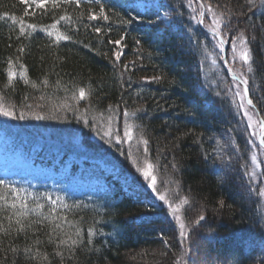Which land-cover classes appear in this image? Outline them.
I'll list each match as a JSON object with an SVG mask.
<instances>
[{"label":"trees","instance_id":"1","mask_svg":"<svg viewBox=\"0 0 264 264\" xmlns=\"http://www.w3.org/2000/svg\"><path fill=\"white\" fill-rule=\"evenodd\" d=\"M98 2L106 3L108 21L87 19L90 8L99 11L98 3L89 5L87 0H81L79 8L63 0L53 8L49 0L47 12L33 6L27 9L28 16H24L23 0H0V96L6 106L15 105L16 111L28 117L10 118L17 128H0V151L19 164L73 174L99 190L94 200H78L55 211L44 209L43 216L32 213L29 220L43 222L27 228L26 236L15 235V225L12 234L0 232V264H264L260 197L243 173L250 168L251 154L263 147L257 141L256 127L244 124L235 114L230 99V89L236 90L230 84L234 81L216 39L191 19L195 13L186 0L163 1L182 14H172V25L150 23L156 20V11L142 13L132 4L134 0ZM207 2L230 21L228 36L243 32L248 37L253 68L248 73V98L255 108L249 107L264 120V5L260 0L255 5L249 0ZM138 13L141 18L130 25L121 23L122 18ZM61 15L70 16L71 23L61 21L57 28L72 40L56 45L41 28ZM11 16L36 24L37 30L26 29L25 36H20L18 25L7 18ZM96 26L101 27L100 33L93 30ZM123 33H127L123 55L114 63V46L109 41ZM21 47L23 52L18 51ZM205 49H214L215 59ZM9 57L17 61L14 71L18 73L11 82L6 76ZM153 76L163 79H144ZM79 87L85 88L86 98L73 100V91ZM138 108L143 110L130 122L142 126L149 140L148 162L154 165L157 187L172 203L187 197L189 202L181 209L187 224L205 216L192 231L189 254L183 261L184 245L167 204L150 188L133 183L143 161L133 165L132 159L138 151L142 153L143 145L136 143L131 151L119 147L120 143L110 145L96 134L97 128L103 130L104 121L96 119L101 114L116 115V126L122 129L123 112ZM37 114L45 119H35ZM137 139L134 128L133 142ZM90 157L113 161L130 180L124 184L97 171ZM236 180L248 199L239 192ZM8 215L11 209L0 211L5 228ZM56 224L61 227L54 233ZM89 227L96 230L94 237L87 235ZM77 228L83 230L86 246L69 250L47 243L50 234L53 240L75 238ZM13 247H31L32 259L23 251L14 254Z\"/></svg>","mask_w":264,"mask_h":264},{"label":"snow or ice","instance_id":"2","mask_svg":"<svg viewBox=\"0 0 264 264\" xmlns=\"http://www.w3.org/2000/svg\"><path fill=\"white\" fill-rule=\"evenodd\" d=\"M53 8L60 7L61 0H50ZM75 3L76 7L79 8L81 6V0H63L64 4H70ZM23 3L26 5V10L24 12V16H28L29 12L27 11L28 8H31L35 6L38 9H41L45 12L48 11L46 8V5L49 3V0H23ZM87 3L89 5L98 3V9L97 12L94 8H90L87 19L90 21L94 20H104L108 21L110 19V16L108 14V11L106 10L107 6L104 2H98V0H87ZM250 4L255 5V0H249ZM261 5H264V0H260ZM188 6L191 8V11L195 13L191 17L192 20H194L198 25H204L205 28H207L213 37L216 39L217 46L220 49L221 53L224 51L225 45L229 43L228 40V33L231 31L230 21L225 20V13L218 12L216 9H214L213 5L210 2H207V0H200L199 3V10L197 8L192 7V0H188ZM147 7V6H145ZM156 8L155 16L156 20L150 21V23H160V22H167L170 25L175 24V21L173 20L172 14H175L177 17L182 15L181 13L177 12L175 8H172L171 5H165L164 3H159L154 5ZM168 7L171 9V13L169 11L161 12L159 9ZM209 14L211 17V23L205 24V15ZM81 16H83V13H81ZM10 19L14 25H18V31L20 36H25L26 29H31L33 32L37 30L36 24H26L23 19H17L15 16L7 17ZM141 18L140 14L136 17L121 19L122 24L130 25L133 23V20ZM61 21H64L65 23H71V17L67 15H61L59 19H56L51 25L45 26L41 28V31L45 32L49 38H51L52 43L59 45L61 41H70L72 40V36L66 35L63 32H61L57 26L61 23ZM224 29H227V31H223ZM96 33H100L102 31L101 27L96 26L93 29ZM188 31L190 32L191 29L189 28ZM127 33H123L119 39L116 40H110L109 43L112 44L113 51L112 56L114 58L113 62H119L121 59V56L123 55L122 51V41L126 38ZM19 39V37H17ZM237 41L239 43H237ZM136 43L139 45L141 42L139 40L136 41ZM232 56L231 60L233 62L236 61L237 57H239V60H241L244 64H247V72L252 73L253 68L251 66V59L249 52V46H248V37L244 35L243 32H239L238 34H233L231 44H230ZM19 52H23L24 48L21 47L18 49ZM222 58V57H221ZM215 62V61H213ZM7 70H6V76L11 82L12 80L17 78L18 73L14 71V67L16 66L17 61H14L11 57L7 60ZM226 64H228V70L231 72L233 81L235 83V92L233 93V97H239V102L236 104L238 109L244 110V116L248 118V121L250 122L249 126H251V121L253 120V116L251 112L249 111V106L251 108H255V105L253 104L252 99L248 98L249 93V79L248 76L244 72L240 71H233L232 66L229 63V61H225ZM20 69L26 71L23 64L19 65ZM124 69L128 68V65H123ZM25 84H28L30 81L26 76L22 77ZM144 79L148 82H160L163 77L161 76H153V77H144ZM48 81L45 79L44 84H47ZM57 85L59 86V83L57 82ZM36 85L33 84V87ZM75 87V86H74ZM219 95V93H217ZM86 98V92L84 87H79L78 92L73 91L72 99L73 100H84ZM4 98L3 96H0V116L8 117L15 120H25L28 117H26L24 111H16L15 105H8L6 106L3 102ZM25 107L30 108V105H25ZM65 108H73L71 105H64ZM143 109L138 108L134 111L129 112L128 110H125L123 112V122H122V129H118L116 126V115H110L108 117H104L103 114H101L100 117L96 118L98 120H103V130L100 128H97L96 134L100 137L101 140H104L106 143L112 145L117 143H122L124 141L131 142L133 140L134 135V128L136 129V135L138 137L137 139V145L142 144L143 149L142 153L138 151V154L135 158L132 159V164L137 165L139 161H143L142 167L136 168L137 176H133V183L136 184L137 188L140 187H147L150 188L152 193H155V195L159 198L160 201H163L165 204H167L168 209L170 210V214L173 217V222L175 224H178V237L180 242L184 245V252L181 254V260H184V257L188 256L189 249L191 246V235L193 229L200 224L201 221L205 220V216L201 214L198 219L192 221V223L189 225L185 222V219L182 218L180 215L181 212V205H187L188 199L187 197L183 198L179 204H175L172 202H169L168 199H166V196L163 191L160 190V188L157 187V176L153 172L154 165L150 162H148V154H149V140L144 137V132L142 126L134 125L130 122V119H134L137 117V113L141 112ZM87 111V110H86ZM35 119L41 120L45 119V117L37 114L34 116ZM87 123V121H84ZM260 124L261 132H260V144L264 145V120H261L258 122ZM255 135V133H253ZM119 150V149H118ZM123 154V153H122ZM129 156L132 155L131 152L128 153ZM251 161L254 166L258 167L260 164L264 163V161H258L257 156L253 154L251 156ZM257 176V173L255 170L252 171L251 177L255 178ZM251 183V179H250ZM0 189H3V192H0V211H5L7 209H11V215H8L6 217V220L8 222V227L5 228L4 224L0 222V232L5 234H12L13 233V225H15V235H19L20 233H24L25 236L27 235V228L31 227L33 224H38L43 221H32L29 220V217L32 213H36L39 216H43V209L44 205L40 203H35L34 207H31L28 203V195L22 194V190L12 185L9 181L6 180H0ZM47 195V194H46ZM257 195L259 197H264V188H260ZM60 197H56L55 199L52 198L51 195H47V200L50 201L51 205L53 206V211H55V206L57 203L60 202ZM221 207H224V201L221 200L219 202ZM67 207V205H65ZM44 219H48V217H44ZM66 219V218H64ZM61 227L60 224H56L53 232L55 233L56 229H59ZM83 230L80 228L76 229L75 232V238L72 236H68L65 238H60L57 236L56 240H53L51 237V234L49 236V240L47 243H55L57 246L64 245L69 250L77 248L79 245L84 244L86 246V242L84 239V235L82 234ZM96 230L92 227H89L87 229V235L90 237H94L96 235ZM91 241H87V243H90ZM167 242V241H165ZM39 243V241H37ZM11 251L15 254L18 251H23V253L26 255L28 260L32 259V248L31 247H24L22 250H18L17 248L13 247L11 248ZM57 255H62V253L57 252ZM44 259L47 260L48 257L44 256Z\"/></svg>","mask_w":264,"mask_h":264},{"label":"rangeland","instance_id":"3","mask_svg":"<svg viewBox=\"0 0 264 264\" xmlns=\"http://www.w3.org/2000/svg\"><path fill=\"white\" fill-rule=\"evenodd\" d=\"M163 1L164 0H135L133 5L136 6L138 8V10H140L141 12H145V11L151 12L152 10L156 11V8L154 7V5L159 4V3L166 4ZM185 4L188 5V0H186ZM198 5L199 4L196 1L192 0V7L193 8H198ZM145 6H147V7H145ZM159 11L161 12V14H163V12L167 11V8H165V9L161 8V9H159ZM206 16H207L206 17L207 20H205V24H210L211 23V17L209 14H206ZM204 19H205V17H204ZM227 38L229 40V43L225 45L224 51L222 53H220V57H222L221 59L223 61H226V58H228V56H229V61H230V64L232 66V70L244 72L248 76V72H247L248 65L247 64H244L241 60H239V57H237L235 62H233L231 60L232 52H231L230 44H231L232 38H231V36H228ZM237 43H239V42L237 41ZM216 47L220 51V49L217 46V42H216ZM205 52L207 54H209L210 56H212L213 59H215L216 56H215L214 49L213 50L205 49ZM217 56H219V55H217ZM250 56H251V54H250ZM226 68L228 69L227 64H226ZM230 84H231V88L235 87L233 82H231ZM233 91H234L233 89H230V94H231L230 99L234 103L233 109L235 110V114L237 115V117H240L243 120L244 124L245 123L250 124V122L248 121V118L246 116H244V110L237 108L236 104L239 102V98L233 97V93H234ZM249 111L251 112V114L253 116V120L251 121V126L256 127L255 131L257 132V130L260 128V126H259L260 124L258 123L260 118L256 114V112L253 109H251L250 107H249ZM1 122H4L5 124H8V125L12 124V123H10V118L4 117V116H0V124H1ZM12 126H14V125H12ZM133 137H134V135H133ZM136 143L137 142L136 141L133 142V140L131 142L124 141V142L119 144V147L133 151L134 149H136V147H135ZM262 147L264 148V145ZM263 148L261 149V151H256V152L254 151L251 154V156L253 154H255L257 156L258 161H264V149ZM11 158H8L7 155H4L3 152L0 151V172L4 173L6 175V177L7 176L12 177V176L16 175L17 177H19L21 179V181H20L21 186L19 189L22 190V194L28 195V203L31 207H34L35 203H40V204L44 205L45 211L52 209L53 206L51 205L50 201L47 200V195H51L53 199H55L56 197L61 198L60 202L57 203L55 208L65 207V205H67V207H68L69 197L82 196V195L86 194V192H89L92 190V187L90 185H88L89 183L86 184L85 182H83L81 180H77V179H68L69 181H67L65 179L61 180L60 178L54 177V175H52L51 173H47L45 171L33 172L28 167L25 168L23 166H18L15 162H13V160ZM97 162L100 164V167L97 168L98 170L104 171L109 175H113L115 178L120 179L124 183L126 181H128L119 172V170L117 168L113 167V165L108 164V163H104L102 160H97ZM253 170H255L257 173V176L255 178H252L250 176V174L252 173ZM248 171H243V173L245 175L244 177L247 180L251 179L250 185H252V189L254 191H259L260 188H264V163H262L258 167H256L253 165L251 158H250V168L248 169ZM236 185H238V187H239V192H241V193L244 192L245 193V199H248L249 196H248L247 192L244 191L243 188L239 185L238 180H236ZM168 200H171V198L169 197ZM173 203L175 205V204H179L180 202L177 203V200H176ZM49 204H50V206H48ZM183 206L184 205H181V209L183 208ZM45 211H43V212H45ZM260 211H261V214L263 216L260 215L262 218L260 219V217H259V219L261 221H264V197H260ZM180 215L183 218V213L180 212ZM201 237L204 238L203 235ZM195 264H196V261H195Z\"/></svg>","mask_w":264,"mask_h":264}]
</instances>
